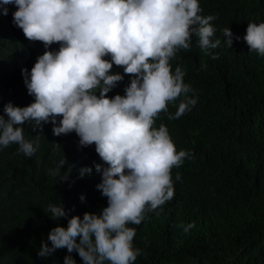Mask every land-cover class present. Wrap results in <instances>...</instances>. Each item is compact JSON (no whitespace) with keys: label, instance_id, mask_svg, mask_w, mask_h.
Here are the masks:
<instances>
[{"label":"trees","instance_id":"obj_1","mask_svg":"<svg viewBox=\"0 0 264 264\" xmlns=\"http://www.w3.org/2000/svg\"><path fill=\"white\" fill-rule=\"evenodd\" d=\"M37 2L0 0V54L13 60L19 47L25 61L41 43L47 53L46 37L20 32L43 13ZM209 5L221 41L204 49L194 36H170L149 59L136 53L117 63L125 79L153 84L145 94L151 152L140 151L129 181L111 167V142L74 143L42 101L28 100L36 119L17 125L23 134L9 115L0 143V264H10L9 254L13 264H264V38L232 36L237 22L257 25L264 0ZM16 65L5 63L0 79Z\"/></svg>","mask_w":264,"mask_h":264},{"label":"clouds","instance_id":"obj_2","mask_svg":"<svg viewBox=\"0 0 264 264\" xmlns=\"http://www.w3.org/2000/svg\"><path fill=\"white\" fill-rule=\"evenodd\" d=\"M35 1H38L36 8L43 13L39 12V17L26 23L20 32L31 29L35 32L34 39L36 34L41 40L46 37L47 53L42 51L41 43L33 47L32 59L25 61L19 47L10 54L13 60L6 51L0 54L8 59L0 61V68L5 63L10 68L17 64L13 73L0 79V104L10 110L7 113L0 110V132L4 134L0 136V143L8 138L11 125L20 129L17 125L32 123L34 127L36 112L27 107V102L30 98L40 100L43 109L55 119V129L64 137L73 138L74 143L111 142V167L122 181H129L137 173L140 151L151 152L146 131L150 129L152 109H147L145 100L150 85L125 79L117 63L124 64V60L129 59L125 57L136 53L140 62L150 58L152 48L157 47L150 41L170 36L180 39L194 36L197 46L205 49L207 41L220 39L215 33L221 27L215 24L216 19L221 20L220 16L216 18L212 13L209 0ZM253 22L257 25L250 21L235 23L241 27L233 30L232 36L263 39L264 17ZM226 31H222L223 34ZM58 56L65 58L46 67L39 79L32 76L42 69L41 65ZM102 72L107 81L100 79ZM50 74H53L51 79ZM56 96L65 111V120L55 114ZM10 114L16 116L11 125L7 122ZM102 118L106 121L96 126L92 124L93 120ZM69 123L88 126L81 135L75 136L67 126ZM111 188L109 194L118 197L117 186ZM0 225H4L1 217ZM9 255L10 264L18 262L13 254Z\"/></svg>","mask_w":264,"mask_h":264},{"label":"rangeland","instance_id":"obj_3","mask_svg":"<svg viewBox=\"0 0 264 264\" xmlns=\"http://www.w3.org/2000/svg\"><path fill=\"white\" fill-rule=\"evenodd\" d=\"M150 43H151V45H153V46H159L160 45V43L158 42V41H156V40H152V41H150ZM138 46H141L140 44H137ZM152 56V55H151ZM150 56V57H151ZM149 59V58H148ZM53 77V74H50L49 75V78L51 79ZM84 77V76H83ZM81 79H84V78H81ZM78 83L79 84H81V81L79 80L78 81ZM153 84L151 83L150 84V86H152ZM83 95V94H82ZM56 98V103L54 104V106L56 107V110H55V114L57 115V116H59L60 118H62L63 120H65V111H64V109L62 108V107H60L59 106V102H60V100H59V98L56 96L55 97ZM80 101V99H78L77 100V103ZM39 114H43L41 111H39L38 112ZM106 120L104 119V118H102V119H99V120H93L92 121V124L94 125V126H96V125H98L99 123H101V122H105ZM88 124V123H87ZM68 126V128L70 129V131H71V133L73 134V135H75V136H79V135H81L86 129H87V126L88 125H86V124H82V125H75V124H73V123H69V125H67ZM0 128H1V124H0ZM20 130H23V132H24V130L25 129H20ZM1 135H4L2 132H0V136Z\"/></svg>","mask_w":264,"mask_h":264}]
</instances>
